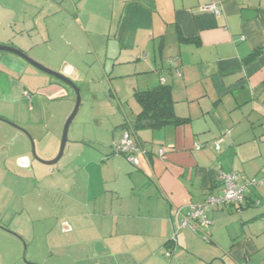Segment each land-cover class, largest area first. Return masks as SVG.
<instances>
[{
    "label": "crops",
    "instance_id": "crops-1",
    "mask_svg": "<svg viewBox=\"0 0 264 264\" xmlns=\"http://www.w3.org/2000/svg\"><path fill=\"white\" fill-rule=\"evenodd\" d=\"M209 4L220 13L201 11ZM0 44L73 82L99 61L122 118L111 125L108 147L99 148L91 163L95 168L116 164L107 172V185L102 178L78 184L61 177L64 195L75 207L71 216L85 220L63 225L76 239L55 249L46 246L44 258L33 249L30 264H264V183L245 189L237 205L212 206L208 224L198 225L197 232L176 231V242L167 246L173 211L221 196V173H237L239 185L264 181V0H0ZM110 46L116 57L106 75L101 55L107 58ZM7 55L0 78L8 86L0 83V106H9L10 117L0 114V119L39 141L47 122L35 118L36 101L46 106L71 96L60 81ZM79 84L91 91L88 80ZM159 86L169 87L172 113L186 123L135 131L146 156L139 157L138 166L129 165L110 144L120 139L125 120L133 125L140 112L134 95ZM95 118L99 123L101 117ZM0 124V131H7L8 125ZM8 127L9 134L25 137ZM11 150L0 151V174L13 170L3 158ZM21 150L28 161L19 168L33 169L27 146ZM36 186L22 194L23 210L34 206ZM80 192L83 199L72 196ZM89 205L99 209L90 211ZM1 226L0 264H24L20 234Z\"/></svg>",
    "mask_w": 264,
    "mask_h": 264
},
{
    "label": "rangeland",
    "instance_id": "rangeland-1",
    "mask_svg": "<svg viewBox=\"0 0 264 264\" xmlns=\"http://www.w3.org/2000/svg\"><path fill=\"white\" fill-rule=\"evenodd\" d=\"M110 48H112V53L107 51V58H103V55H101V63L105 64L106 75H108L109 68L115 61L114 57H116V51L114 52L113 47L110 46ZM0 54H4V57H0V61H4L3 64L0 62L1 68L8 63L5 58L10 55L3 52H0ZM35 61L38 62L37 60ZM95 63L96 65L90 69V72L86 73L85 69L78 74V79L74 80L80 92L81 103L77 114L69 126L67 144L63 156L55 165L50 167L45 166L34 161L31 157L34 161L33 169H28L29 166L25 169L19 168L20 159L25 158L20 157L21 147L25 145L31 152L29 138L26 135L23 137L26 139V145L24 139L20 137L21 135L18 137L17 134H12V132L9 134L10 129L8 128L10 127L8 126L10 125L8 124V126H4L7 131H0V151L2 152V148L7 146L12 148L11 151L5 152L3 158L10 159L6 161V166L13 169L0 174V182L3 184V187H0V224L12 230H8L9 232L15 233L14 231H16L20 234L18 240L21 244V260L24 264H30V254L33 249L36 250V255L38 254L37 258H44L46 256L43 255H46L47 252L46 246L55 249L61 243L75 240L76 233L70 231L64 232L63 225L67 224L70 227L68 222L75 225L79 219L85 222L79 216H71L75 207L64 195L65 185L67 184L63 182L62 175L72 177L69 181L71 183L85 184L89 179L93 181L99 178L100 180L105 179V185H107L109 183L107 172H109V169L111 170L112 165H116L110 162L103 163L96 168L92 166L94 164V154H97L99 148L103 146L108 147L110 143L109 132L111 125L116 126L122 120L121 113L117 110V100L110 96V86L108 85L107 76H104L102 73L99 61L95 60ZM32 70L31 73L40 74L35 69ZM47 78L56 81L49 76ZM80 79L88 80L91 91L87 90L84 85H82L83 87L80 86ZM0 83L5 88L8 86V83L3 78H0ZM59 84L66 88L71 98L61 96L57 100L47 103L46 106L45 104L38 106L37 100V114L35 118L46 119L47 125L43 128L45 133L41 140H36L37 142L28 133L34 144L36 157L46 162L56 157L64 122L75 104L73 90L64 83L60 82ZM15 96H18L17 92ZM128 105L129 108H135L134 103L131 101L128 102ZM8 107L7 105L0 106V114L10 117V114H7ZM21 110H23L20 114L21 117L26 118L25 109L21 108ZM95 117H101L97 118L100 125H98V122H95ZM0 121L9 122L1 119ZM9 123L14 124L12 122ZM123 129L121 134L123 133ZM106 141L107 144H105ZM55 149L56 153L52 156ZM1 156L2 154H0ZM119 157L124 159L122 156ZM23 164L26 165V162L24 161ZM14 165L18 168L14 167ZM36 184L37 195L34 198V206L32 208L26 207L29 213L28 216L26 214L27 211L23 210L24 206L21 197L25 191L32 189ZM72 196L80 199L84 198L82 192ZM88 208L90 211L99 209L98 206L93 207V205H89ZM82 211L85 212L86 209L83 208ZM64 216H68L66 221L64 220ZM5 227H3L4 230H7Z\"/></svg>",
    "mask_w": 264,
    "mask_h": 264
},
{
    "label": "built area",
    "instance_id": "built-area-1",
    "mask_svg": "<svg viewBox=\"0 0 264 264\" xmlns=\"http://www.w3.org/2000/svg\"><path fill=\"white\" fill-rule=\"evenodd\" d=\"M201 11L208 12L213 15H218L220 9L215 4L205 5L201 8ZM172 62V61H170ZM176 76L180 77V73L176 71ZM164 83V79H161ZM24 96H28L26 92L23 93ZM196 150H200V146H194ZM111 149L115 155L122 156L125 160L132 166L139 165V157H145L146 151L140 147L132 135V131L128 128L123 130L119 140L114 141L111 144ZM215 149L218 150V144L215 145ZM163 150L158 151V155H163ZM239 176L237 173H221L220 180L221 186V196L219 197H209L200 206H190L184 212L180 209L174 210L171 214L170 220L173 225V229L178 231L180 229L187 228L192 232L198 231V225L208 224L207 213L212 206L231 204L237 205L244 198V190L248 187H256L264 183L262 180H249L243 185L238 184ZM175 237V235H174ZM208 240L207 236H203Z\"/></svg>",
    "mask_w": 264,
    "mask_h": 264
},
{
    "label": "trees",
    "instance_id": "trees-1",
    "mask_svg": "<svg viewBox=\"0 0 264 264\" xmlns=\"http://www.w3.org/2000/svg\"><path fill=\"white\" fill-rule=\"evenodd\" d=\"M134 98L140 107V112L135 117L133 125L125 120L121 126L124 128L123 130L126 128L130 129L133 136L135 131L142 128L156 130L167 125L177 126L186 123L185 119L177 118L172 113L173 101L170 89L167 86H159L149 91L138 92L134 95ZM112 153L114 154L113 151ZM175 232L176 231L174 230L171 243H167V246L172 247V245L176 242V237H174ZM169 255V252H166V256ZM242 264L248 263L245 262Z\"/></svg>",
    "mask_w": 264,
    "mask_h": 264
},
{
    "label": "water",
    "instance_id": "water-1",
    "mask_svg": "<svg viewBox=\"0 0 264 264\" xmlns=\"http://www.w3.org/2000/svg\"><path fill=\"white\" fill-rule=\"evenodd\" d=\"M0 52H4V53H8L11 54L13 56H16L18 58H20L21 60H23L24 62H26L28 65L32 66L33 68H35L36 70L51 76L53 78H55L56 80L60 81L61 83H64L65 85L69 86L74 94H75V104L73 107V110L71 111V113L69 114V116L66 118L64 125H63V129H62V134H61V139H60V145H59V150L58 153L56 155V157L51 160V161H42L39 158L36 157L35 155V150H34V144L32 142V139L30 137V135L28 134L27 131L23 130L22 128L18 127L17 125L14 124H10L9 122H5L6 124L10 125L11 127L15 128L16 130H18L20 133H22L23 135H26L30 142H31V152L30 155L31 157L36 161L39 162L45 166H53L55 165L63 156L66 144H67V133H68V129L69 126L72 122V120L74 119L75 115L77 114L79 107H80V103H81V96H80V92L78 87L75 85V83L72 81L71 78H69V76L65 73H58L55 71H52L50 69H48L47 67L43 66L42 64L36 62L35 60H33L30 56H28L27 54H25L24 52H22L21 50L17 49L16 47H12V46H7V45H0ZM23 161H28V158H23L20 159L19 163H22ZM2 229H4L3 227H1Z\"/></svg>",
    "mask_w": 264,
    "mask_h": 264
}]
</instances>
